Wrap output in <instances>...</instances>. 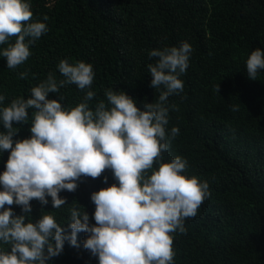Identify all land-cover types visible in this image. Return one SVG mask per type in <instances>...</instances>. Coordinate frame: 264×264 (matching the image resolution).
Instances as JSON below:
<instances>
[{"label":"trees","instance_id":"trees-1","mask_svg":"<svg viewBox=\"0 0 264 264\" xmlns=\"http://www.w3.org/2000/svg\"><path fill=\"white\" fill-rule=\"evenodd\" d=\"M29 2L32 20L46 23L48 31L29 46L31 55L16 69L7 68L6 58L0 55V95L5 97L0 109L14 98H29L31 88L49 72L57 81L64 79L57 66L67 59L70 64L83 61L93 67L90 90L95 96L90 107L100 100L107 105L105 91L111 88L124 91L143 110L144 103L156 102L163 90L150 87L148 65L158 58L149 52L188 42L192 46L189 66L179 76L184 89L169 96L166 104V134L172 127H178L179 134L160 162L176 156L186 159L188 167L182 174L206 181L210 195L196 216L184 221L186 233L171 234L173 264H264V69L258 70L256 80L246 70L251 51H264V0ZM15 41L10 37L0 45V53ZM21 72L28 73L26 79L19 78ZM84 95L75 84H68L48 98L63 96L62 105L71 108ZM33 111L29 110L27 123L13 122L18 130L14 142L30 138ZM8 155L0 151V173ZM153 169H158V163ZM113 183L118 184L110 169L99 178L81 177L75 192H60L67 201L60 209H53L51 197L43 206L33 199L28 219L35 223L43 214H51L70 234L69 210L78 207L95 225L91 194ZM11 207L15 215L23 214L21 206ZM86 236L77 234L79 247L66 240L63 252L47 264H99L98 257L83 247ZM0 250L10 251V246L0 242Z\"/></svg>","mask_w":264,"mask_h":264},{"label":"clouds","instance_id":"clouds-1","mask_svg":"<svg viewBox=\"0 0 264 264\" xmlns=\"http://www.w3.org/2000/svg\"><path fill=\"white\" fill-rule=\"evenodd\" d=\"M32 17L29 0H0V45L16 37L0 53L9 69L22 65L31 55L29 46L48 31L46 23ZM191 52L188 42L149 52L150 57L158 58L148 65L150 87L163 90L156 102H145L143 110L124 91L111 88L105 91L107 105L100 100L90 107L95 96L90 90L93 67L83 61L70 64L67 59L57 66L64 79L57 81L49 72L31 88L29 98H14L0 109L6 130L0 132V151L9 152L0 173V242L10 246V251L0 250V264H47L63 252L66 240L79 247L80 232L87 234L83 247L98 257L99 264H173L171 234L177 230L185 234L184 221L195 217L210 195L206 181L182 174L188 167L186 159L176 156L160 162L179 134L178 127L166 134V104L169 96L184 89L179 76L186 72ZM261 69L264 51L256 48L246 61L248 77L256 80ZM27 75L21 72L19 78ZM68 84L85 91L77 106L64 107L63 96L48 98ZM216 90L219 93V86ZM4 100L0 95V103ZM30 109L34 110L31 136L14 142L18 130L13 122L27 123ZM154 163L158 169H153ZM109 169L118 184L91 194L95 225H90L88 213L78 207L69 210L70 234L51 214H43L35 223L28 219L33 199L43 206L51 197L53 209H60L67 203L59 195L61 191L75 192L81 177L99 178ZM13 204L21 206L22 215L14 214Z\"/></svg>","mask_w":264,"mask_h":264}]
</instances>
